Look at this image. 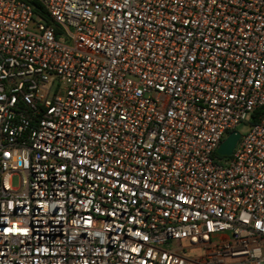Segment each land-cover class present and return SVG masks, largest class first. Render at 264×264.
Masks as SVG:
<instances>
[{
  "label": "built area",
  "instance_id": "2783aa9c",
  "mask_svg": "<svg viewBox=\"0 0 264 264\" xmlns=\"http://www.w3.org/2000/svg\"><path fill=\"white\" fill-rule=\"evenodd\" d=\"M263 107L264 0H0V264H264Z\"/></svg>",
  "mask_w": 264,
  "mask_h": 264
},
{
  "label": "rangeland",
  "instance_id": "374dc122",
  "mask_svg": "<svg viewBox=\"0 0 264 264\" xmlns=\"http://www.w3.org/2000/svg\"><path fill=\"white\" fill-rule=\"evenodd\" d=\"M32 20L34 23H43L44 24V21L46 22L45 18L43 16H40L39 13H34V15L32 16ZM57 40L61 43H64V44L70 43V40L66 37L63 38V37L57 36ZM251 120H252V118H250L246 122H241L240 124H238L235 127V131H237L241 136L245 135L248 132V129L251 125ZM219 161L221 164H223L224 162L228 161V158L220 157ZM19 179H20V177L17 174L12 177V181H11L12 187L16 188L19 186Z\"/></svg>",
  "mask_w": 264,
  "mask_h": 264
},
{
  "label": "water",
  "instance_id": "95a60500",
  "mask_svg": "<svg viewBox=\"0 0 264 264\" xmlns=\"http://www.w3.org/2000/svg\"><path fill=\"white\" fill-rule=\"evenodd\" d=\"M240 134L237 131H232L228 134L226 139L219 145L217 153L220 156L228 157L232 154L233 149L235 148Z\"/></svg>",
  "mask_w": 264,
  "mask_h": 264
},
{
  "label": "trees",
  "instance_id": "16d2710c",
  "mask_svg": "<svg viewBox=\"0 0 264 264\" xmlns=\"http://www.w3.org/2000/svg\"><path fill=\"white\" fill-rule=\"evenodd\" d=\"M32 5L36 9H38L40 7L39 4H37V2H32ZM36 9H35V13H39ZM262 113H264V107L261 108V109H259V110H257L256 113H255V115L253 117H251L252 118L251 124H254L256 122V120H257V115L262 114Z\"/></svg>",
  "mask_w": 264,
  "mask_h": 264
}]
</instances>
